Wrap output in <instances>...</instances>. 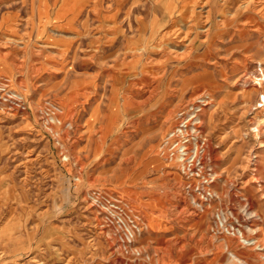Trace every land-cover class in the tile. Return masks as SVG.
<instances>
[{"label": "rangeland", "instance_id": "374dc122", "mask_svg": "<svg viewBox=\"0 0 264 264\" xmlns=\"http://www.w3.org/2000/svg\"><path fill=\"white\" fill-rule=\"evenodd\" d=\"M256 1L0 0V264H264ZM203 99L199 206L164 149ZM93 190L140 218L128 254Z\"/></svg>", "mask_w": 264, "mask_h": 264}, {"label": "built area", "instance_id": "2783aa9c", "mask_svg": "<svg viewBox=\"0 0 264 264\" xmlns=\"http://www.w3.org/2000/svg\"><path fill=\"white\" fill-rule=\"evenodd\" d=\"M199 102L200 106L195 109L193 114H186L182 111L178 115V118L180 117L182 120L185 119L188 121L189 134L182 135L177 133V131L183 132L186 127H177L178 129L175 128L167 139V145L170 146L167 147L166 150L164 149V151L167 158L173 159V157H176L181 161L180 163L183 167V171L187 174L188 178H200L198 183L191 184L189 186V188H191L199 196L200 202L198 205L200 206L201 202L208 203L211 199H214L215 195L212 193L210 188L212 183L210 179L211 172L208 171V174L206 175L207 178L203 175L200 176V174H204L203 164H200L199 162L196 163V166L194 167L195 170L193 172L187 170V162L194 160V158L191 157L193 155V150L190 147V143H193L194 139L199 136L202 141L204 140L199 123L197 120L195 121L196 116L201 113L205 104L204 99ZM21 105L23 109H27L26 102L24 100L21 101ZM49 106L50 104L46 105L44 111L45 114L43 113L44 117L54 114L57 110L51 108L52 110L48 111L47 108ZM185 143H188L189 148L184 146ZM168 154H170V156H168ZM183 158L186 159V161H183ZM89 198L92 204L95 205L94 207H96L99 211L102 217L103 226L114 229L122 250L128 254L131 249H133L130 247L135 244L137 237L142 231L140 218L131 210L129 205L119 197L106 195L101 191L98 192L93 190L89 195Z\"/></svg>", "mask_w": 264, "mask_h": 264}, {"label": "bare ground", "instance_id": "6f19581e", "mask_svg": "<svg viewBox=\"0 0 264 264\" xmlns=\"http://www.w3.org/2000/svg\"><path fill=\"white\" fill-rule=\"evenodd\" d=\"M258 1H262V2H263L264 0H258ZM258 1H256V2H258ZM252 2H254V1H252ZM252 2H251V3H252ZM251 3H250V4H251ZM257 4H258V3H257ZM260 4H261V3H260ZM251 5H252V4H251ZM254 5H256V4H254ZM249 6H250V5H248V7H249ZM248 7H247V9H248ZM256 8H257V7H256ZM259 10H261V12L264 11V4L261 5V9H259ZM253 11H254V10H253ZM256 11H258V10H256ZM259 12H260V11H259ZM2 84H3V83H2ZM7 84H8V83H7ZM8 87L10 88V85H8ZM3 89H4V88H3ZM1 90H2V89H1ZM4 90H5V89H4ZM2 92H3V91H2ZM6 99H7V98H6ZM8 99H9V98H8ZM11 99H12V98H11ZM263 99H264V98H263ZM0 101H1V99H0ZM263 101H264V100H263ZM11 102H12V101H11ZM1 104H2V103H1ZM4 104H5V103H4ZM5 105H6V104H5ZM2 106H3V105H2ZM260 107H264V105L261 104ZM16 110H17V109H16ZM261 124H262V123L259 122V125H260V126H261ZM257 128H258V123H257V127L255 128V130H256ZM196 140H197V139H196ZM198 147H199V145H198ZM197 149H198V148H197ZM196 151H197V150H196ZM199 153H200V152H199ZM195 154H196V153H195ZM193 156H194V155H193ZM197 158H198V156H197ZM200 158H201V157H200ZM173 159H174V160L176 159L178 162H181V161H180L178 158H176V157H174ZM185 160H186V159L183 158V161H185ZM192 163H193V161H192ZM194 166H195V165H194ZM188 167H189V166H188ZM191 167H192V165H191ZM192 168H193V167H192ZM192 168H191V169H192ZM203 203H205V202H203ZM205 204H206V203H205ZM242 236H243V235H242ZM238 257H239V256H238ZM238 259H239V258H238Z\"/></svg>", "mask_w": 264, "mask_h": 264}]
</instances>
